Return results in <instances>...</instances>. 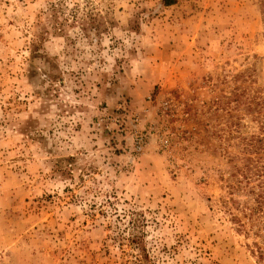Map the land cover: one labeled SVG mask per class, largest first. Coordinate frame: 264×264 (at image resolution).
Here are the masks:
<instances>
[{"label":"rangeland","instance_id":"1","mask_svg":"<svg viewBox=\"0 0 264 264\" xmlns=\"http://www.w3.org/2000/svg\"><path fill=\"white\" fill-rule=\"evenodd\" d=\"M257 167L264 0H0V264H264Z\"/></svg>","mask_w":264,"mask_h":264},{"label":"trees","instance_id":"2","mask_svg":"<svg viewBox=\"0 0 264 264\" xmlns=\"http://www.w3.org/2000/svg\"><path fill=\"white\" fill-rule=\"evenodd\" d=\"M177 0H162V4L165 7L174 5ZM262 5V4H261ZM241 175L245 180V184L249 185V180L253 179L256 184L248 190V194L254 196L252 201H246L242 205L240 210L241 217H236L233 214L231 220L237 226L238 232H243L246 235L251 233L254 238H258L262 241L264 245V170L257 167L256 174L254 176H248V172L241 171ZM134 212L129 213L128 224L131 225V238L129 242L132 245H136L139 249L142 248V237L138 236L136 232L139 221L133 218ZM256 253L258 254L259 260H264V253L259 245L254 242ZM143 256L146 258L145 251L142 248Z\"/></svg>","mask_w":264,"mask_h":264},{"label":"built area","instance_id":"3","mask_svg":"<svg viewBox=\"0 0 264 264\" xmlns=\"http://www.w3.org/2000/svg\"><path fill=\"white\" fill-rule=\"evenodd\" d=\"M116 122H118L117 119H116ZM133 137H135V138L132 142V144H133L132 151L135 155H138V154L142 153V151L145 148L146 138L143 135H139L136 133L133 135ZM165 143L167 144V140L165 141Z\"/></svg>","mask_w":264,"mask_h":264}]
</instances>
